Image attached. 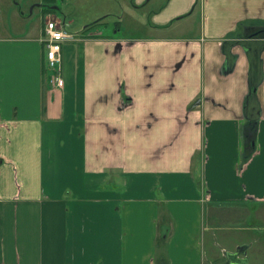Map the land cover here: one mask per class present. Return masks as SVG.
Wrapping results in <instances>:
<instances>
[{
	"label": "crops",
	"instance_id": "crops-1",
	"mask_svg": "<svg viewBox=\"0 0 264 264\" xmlns=\"http://www.w3.org/2000/svg\"><path fill=\"white\" fill-rule=\"evenodd\" d=\"M128 3L148 32L84 28L60 89L41 28L0 34V264H220L204 213L264 203V0Z\"/></svg>",
	"mask_w": 264,
	"mask_h": 264
},
{
	"label": "rangeland",
	"instance_id": "rangeland-1",
	"mask_svg": "<svg viewBox=\"0 0 264 264\" xmlns=\"http://www.w3.org/2000/svg\"><path fill=\"white\" fill-rule=\"evenodd\" d=\"M52 2L51 5L47 1V4L42 3L49 8L47 13H43L41 7L37 6L39 3L41 5L40 0H0V34H11L12 29H18L23 34L28 32L30 36L37 37L47 19L63 21L64 31L71 34L73 39L95 22L99 24L93 27L103 26L106 28L105 32L115 36H143L148 32L145 27L147 11L133 10L129 0ZM90 29L92 27L88 28ZM43 65L45 66L44 61ZM54 69L56 66L51 69L50 79L54 87L60 89L61 84L57 86V77L53 76ZM76 95L78 96V93L74 92L73 97ZM73 126L76 127L77 123L74 122ZM218 205L213 206V209L208 208V214L205 212L203 217V244L206 256L217 258L220 248H224L225 252H232L239 245H247V263L264 264V203H254L246 207L238 203ZM211 225L212 235L209 228Z\"/></svg>",
	"mask_w": 264,
	"mask_h": 264
},
{
	"label": "built area",
	"instance_id": "built-area-1",
	"mask_svg": "<svg viewBox=\"0 0 264 264\" xmlns=\"http://www.w3.org/2000/svg\"><path fill=\"white\" fill-rule=\"evenodd\" d=\"M41 44L44 48V62L48 69H53L59 63L60 45L73 40L71 34L63 29V24L59 21L45 20L42 26ZM61 81L57 79V86Z\"/></svg>",
	"mask_w": 264,
	"mask_h": 264
},
{
	"label": "trees",
	"instance_id": "trees-1",
	"mask_svg": "<svg viewBox=\"0 0 264 264\" xmlns=\"http://www.w3.org/2000/svg\"><path fill=\"white\" fill-rule=\"evenodd\" d=\"M48 1V0H47ZM46 2V0H45ZM48 7L43 9V12H47ZM97 24V22L93 23L92 25L86 27V29L90 28V27H93ZM260 27L259 29H257L256 31V34H259V33H262V31L264 30V23H260ZM85 29V30H86ZM255 86H252L250 87L251 90L254 89ZM250 92V91H249ZM248 92V93H249ZM254 94L252 93V91L243 98V107L245 105V108L246 106H253L255 104V99H254ZM243 134L245 136V147H244V158H247L250 156V154L252 153V146H251V143L253 141V137H254V133H255V121H247V125L243 128Z\"/></svg>",
	"mask_w": 264,
	"mask_h": 264
},
{
	"label": "water",
	"instance_id": "water-1",
	"mask_svg": "<svg viewBox=\"0 0 264 264\" xmlns=\"http://www.w3.org/2000/svg\"><path fill=\"white\" fill-rule=\"evenodd\" d=\"M247 245H239L232 252L224 253L223 264H248L245 257Z\"/></svg>",
	"mask_w": 264,
	"mask_h": 264
},
{
	"label": "flooded vegetation",
	"instance_id": "flooded-vegetation-1",
	"mask_svg": "<svg viewBox=\"0 0 264 264\" xmlns=\"http://www.w3.org/2000/svg\"><path fill=\"white\" fill-rule=\"evenodd\" d=\"M223 263V261L222 262H220V264H222Z\"/></svg>",
	"mask_w": 264,
	"mask_h": 264
}]
</instances>
